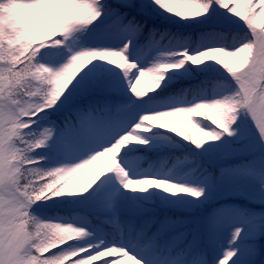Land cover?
I'll use <instances>...</instances> for the list:
<instances>
[{
    "label": "snow or ice",
    "instance_id": "obj_1",
    "mask_svg": "<svg viewBox=\"0 0 264 264\" xmlns=\"http://www.w3.org/2000/svg\"><path fill=\"white\" fill-rule=\"evenodd\" d=\"M9 3L0 264H237L264 234L221 201L264 202V0Z\"/></svg>",
    "mask_w": 264,
    "mask_h": 264
},
{
    "label": "trees",
    "instance_id": "obj_2",
    "mask_svg": "<svg viewBox=\"0 0 264 264\" xmlns=\"http://www.w3.org/2000/svg\"><path fill=\"white\" fill-rule=\"evenodd\" d=\"M249 186V189L244 194L236 191H224L221 196V201L228 204L231 207L240 209L243 212L262 216L264 218V202H260L252 198L253 186L250 181H242ZM163 212H167L173 217L185 215H199L196 213H185L182 210L166 208L161 209ZM245 240L251 241L250 245L244 253L241 254L240 259L237 260V264H259L264 263V234H259V226L257 228V234L252 236L251 232H245ZM201 243H205L203 237H201Z\"/></svg>",
    "mask_w": 264,
    "mask_h": 264
},
{
    "label": "clouds",
    "instance_id": "obj_3",
    "mask_svg": "<svg viewBox=\"0 0 264 264\" xmlns=\"http://www.w3.org/2000/svg\"><path fill=\"white\" fill-rule=\"evenodd\" d=\"M27 11L22 9L19 4H11L9 0H0V16L12 19L23 18Z\"/></svg>",
    "mask_w": 264,
    "mask_h": 264
},
{
    "label": "rangeland",
    "instance_id": "obj_4",
    "mask_svg": "<svg viewBox=\"0 0 264 264\" xmlns=\"http://www.w3.org/2000/svg\"><path fill=\"white\" fill-rule=\"evenodd\" d=\"M247 189H249V186L246 183L241 182L239 188H237V189H226V190H235V191L240 192V193H245L247 191Z\"/></svg>",
    "mask_w": 264,
    "mask_h": 264
}]
</instances>
